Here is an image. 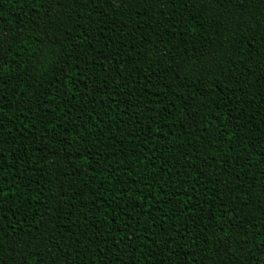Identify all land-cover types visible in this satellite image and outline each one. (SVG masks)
I'll return each mask as SVG.
<instances>
[{
	"label": "trees",
	"instance_id": "16d2710c",
	"mask_svg": "<svg viewBox=\"0 0 264 264\" xmlns=\"http://www.w3.org/2000/svg\"><path fill=\"white\" fill-rule=\"evenodd\" d=\"M0 264H264V0H0Z\"/></svg>",
	"mask_w": 264,
	"mask_h": 264
}]
</instances>
